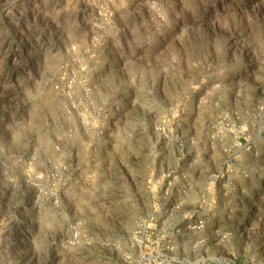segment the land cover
Instances as JSON below:
<instances>
[{
    "label": "rangeland",
    "instance_id": "1",
    "mask_svg": "<svg viewBox=\"0 0 264 264\" xmlns=\"http://www.w3.org/2000/svg\"><path fill=\"white\" fill-rule=\"evenodd\" d=\"M0 264H264V0H0Z\"/></svg>",
    "mask_w": 264,
    "mask_h": 264
}]
</instances>
